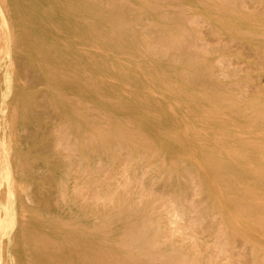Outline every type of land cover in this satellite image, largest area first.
I'll return each instance as SVG.
<instances>
[{"label": "bare ground", "instance_id": "1", "mask_svg": "<svg viewBox=\"0 0 264 264\" xmlns=\"http://www.w3.org/2000/svg\"><path fill=\"white\" fill-rule=\"evenodd\" d=\"M157 1L175 0H0V264H201L168 228L174 215L165 203L143 205L131 190H114L109 206L88 213L70 199V151L76 148L90 168L92 154L115 158L118 146L162 170L184 160L226 237L250 240L252 264H264V90L213 92L188 76L192 67L167 62L171 43L181 39L178 26L188 25L175 10L163 14ZM176 1L264 50V18L218 14L204 0ZM146 12L161 25L154 47L138 27ZM30 68L67 131L52 147L63 163L47 199L51 217L27 202L37 156L15 138L37 96L27 72L25 82L19 79ZM135 211H143L141 220L111 235V226Z\"/></svg>", "mask_w": 264, "mask_h": 264}, {"label": "rangeland", "instance_id": "2", "mask_svg": "<svg viewBox=\"0 0 264 264\" xmlns=\"http://www.w3.org/2000/svg\"><path fill=\"white\" fill-rule=\"evenodd\" d=\"M204 1L218 14L225 11L230 16L246 13L264 18V0ZM156 5L167 16L175 10L182 15L183 23L188 25L178 26L181 39L171 43L167 62L192 67L186 71L188 76L193 77L198 86L213 92L227 90L238 96H252L264 90L262 48L216 30L209 18L189 9L184 2L175 0L171 6L157 1ZM138 27L148 46L154 47L162 33L161 25L153 22L152 14L146 12ZM250 33L258 35L259 30L252 28ZM26 72L37 90V96L31 113L18 122L15 138L21 148L32 149L37 156L27 176V202L38 206L43 216L51 217L55 208L48 206L47 199L55 193L56 173L63 163L62 156L54 154L52 147L57 135L66 141L67 131L62 126L61 114L46 99L47 87L40 73L31 68L20 71L19 79L23 82L27 80ZM70 153L72 179L68 195L84 211L100 212L104 206L111 204L109 193L131 190V195L143 205L158 200L165 203L170 211L173 210L174 222L168 220V228L176 233V240L182 242L186 249L198 252L201 264L253 263V243L240 235L231 240L226 237L221 230L219 213L211 206L206 193L196 191L184 160H180L175 169L162 170L158 165L136 158L130 149L118 146L115 158L103 150L97 155L92 154L89 168L86 161L82 162L83 157L76 148ZM45 158L49 163L44 161ZM142 216L143 211L127 213L119 223L111 226V235L119 237L126 234ZM142 257L154 261L152 255Z\"/></svg>", "mask_w": 264, "mask_h": 264}]
</instances>
